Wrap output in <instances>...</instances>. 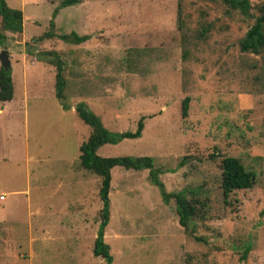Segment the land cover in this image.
<instances>
[{"label": "rangeland", "instance_id": "374dc122", "mask_svg": "<svg viewBox=\"0 0 264 264\" xmlns=\"http://www.w3.org/2000/svg\"><path fill=\"white\" fill-rule=\"evenodd\" d=\"M5 1L22 11V31L3 30L0 43L13 81L12 99L0 101V264L105 262L92 254L101 177L79 163L91 130L79 102L110 131H134L142 117L139 137L97 153L151 156L167 192L199 201L190 234L148 169L114 166L104 228L111 264H264V50L238 45L251 20L227 14L221 0ZM250 2L258 13L264 0ZM48 51L63 62L67 108ZM223 156L255 174L251 188L224 198Z\"/></svg>", "mask_w": 264, "mask_h": 264}, {"label": "trees", "instance_id": "16d2710c", "mask_svg": "<svg viewBox=\"0 0 264 264\" xmlns=\"http://www.w3.org/2000/svg\"><path fill=\"white\" fill-rule=\"evenodd\" d=\"M226 6L225 12L231 14L232 11L238 12L244 19L251 20L244 36L238 41L239 49L242 52H250L253 54H260L264 50V3L258 7V13L251 11L252 5L250 0H221ZM77 0H63L60 3L61 7L75 4ZM53 21H50V26H53ZM0 43L3 42L5 34L3 30L12 32L22 31V11L20 9L11 8L6 4L5 0H0ZM211 27V23L201 25L198 30V37L204 36ZM179 28L182 26L179 24ZM52 32H45L43 36L48 37ZM74 42H81L86 39L85 36L79 37L75 32H71ZM66 39L68 35L60 36ZM54 56V59L48 61L56 67L55 80V95L60 100L62 107L67 108V104L63 101L65 79L62 75V60L56 52H45ZM13 97V81L11 78L10 68L5 69L0 66V101H9ZM188 96L184 97L181 104L182 114L186 113L188 109ZM75 111L82 121L87 124L91 130L88 137L79 145V163L82 168L93 172L101 177L99 187V197L102 203L100 213V223L97 230V235L94 239L92 254L94 256H101L105 262L104 264H111L113 257L110 253L109 245L104 241V228L109 220V197L111 182V169L114 166H121L125 169H148L151 182L156 185L164 200L169 197L174 198L175 211L178 216L179 224L186 232H191L194 229L193 218L196 214V203L198 198L191 196L187 198L184 189L167 192L164 184L159 178L161 173L160 168L154 167V160L151 156H101L97 153V149L106 143H116L123 138H136L141 135L143 129V118L141 117L136 125L134 131L115 132L107 129L101 118L89 110L82 102L75 105ZM183 162V161H182ZM221 179L220 188L224 198H226L232 191L237 189H248L254 184L255 174L246 169L237 157L223 156L220 161ZM192 194L195 192L191 191ZM191 228V229H190ZM248 248L241 254V259H245Z\"/></svg>", "mask_w": 264, "mask_h": 264}, {"label": "water", "instance_id": "95a60500", "mask_svg": "<svg viewBox=\"0 0 264 264\" xmlns=\"http://www.w3.org/2000/svg\"><path fill=\"white\" fill-rule=\"evenodd\" d=\"M0 63L3 68H10V59L8 56V51L5 48H3L0 52Z\"/></svg>", "mask_w": 264, "mask_h": 264}, {"label": "built area", "instance_id": "2783aa9c", "mask_svg": "<svg viewBox=\"0 0 264 264\" xmlns=\"http://www.w3.org/2000/svg\"><path fill=\"white\" fill-rule=\"evenodd\" d=\"M0 198H3V195H1Z\"/></svg>", "mask_w": 264, "mask_h": 264}, {"label": "crops", "instance_id": "0c3cea01", "mask_svg": "<svg viewBox=\"0 0 264 264\" xmlns=\"http://www.w3.org/2000/svg\"><path fill=\"white\" fill-rule=\"evenodd\" d=\"M10 58V57H9ZM6 102V101H5ZM2 109H0V111H1ZM2 199H4V198H2Z\"/></svg>", "mask_w": 264, "mask_h": 264}]
</instances>
